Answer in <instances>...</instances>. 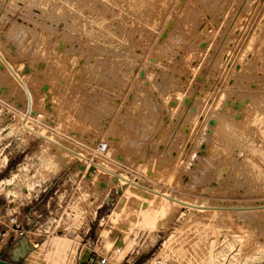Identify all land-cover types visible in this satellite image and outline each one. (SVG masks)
<instances>
[{"label": "rangeland", "instance_id": "374dc122", "mask_svg": "<svg viewBox=\"0 0 264 264\" xmlns=\"http://www.w3.org/2000/svg\"><path fill=\"white\" fill-rule=\"evenodd\" d=\"M0 17L33 126L188 200L264 203V0H0ZM24 101L0 67L3 258L31 206L43 214L20 264H76L85 249L108 264H186L205 238L228 264H264V212L211 216L121 193L18 129Z\"/></svg>", "mask_w": 264, "mask_h": 264}, {"label": "bare ground", "instance_id": "6f19581e", "mask_svg": "<svg viewBox=\"0 0 264 264\" xmlns=\"http://www.w3.org/2000/svg\"><path fill=\"white\" fill-rule=\"evenodd\" d=\"M8 2H10V1H8ZM7 2V3H8ZM26 2V1H25ZM37 4V3H36ZM39 4V3H38ZM18 6V5H17ZM17 6H14V7H17ZM36 6V5H35ZM4 7V6H3ZM62 7V6H61ZM11 8V7H10ZM13 8V7H12ZM6 9V8H5ZM14 9V8H13ZM56 9V8H55ZM8 11H10V10H8ZM16 12V11H15ZM4 14H5V12H4ZM16 14V13H15ZM3 17V16H2ZM1 18V17H0ZM6 18V17H5ZM1 21V20H0ZM4 23V22H3ZM8 23V22H7ZM6 23V24H7ZM66 23V22H65ZM64 23V24H65ZM1 24V23H0ZM5 24V25H6ZM77 24V23H76ZM8 25V24H7ZM3 26V25H2ZM1 29H3V28H1ZM6 31V30H5ZM0 34H5L6 35V33H0ZM2 35V36H3ZM20 37V33L19 32H17V33H15V36L13 37V39L16 41L17 40V37ZM44 37V36H43ZM5 38V37H4ZM19 40V39H18ZM19 46V45H18ZM23 46V45H22ZM32 46H33V44H32ZM39 46V45H38ZM44 47V46H43ZM36 49V48H35ZM23 50V49H22ZM37 51H39V50H37ZM25 52V51H24ZM0 53H1V55L3 56V58L4 59H6L7 60V62L9 63V65L11 66V68L14 70V72L16 73V75L18 76V77H20L21 78V80L23 81V83L25 84V86L27 87V89H28V92H29V95L31 96V106H30V110H29V113L28 114H25V111H26V108H27V96L25 95V92H24V90L22 89V87L19 85V83H17L16 82V80L14 79V77H12L6 70H3L4 71V75H6L8 78H10L12 81H13V83L16 85V87L17 88H19L21 91H22V93H23V96H25V103H24V105H23V108H22V110L20 111V113H19V119L17 120V127H18V129H20L23 133H26V135L28 134V135H30V136H32V137H34V138H36V139H39L40 141H42L45 145H46V147L48 148V147H50V148H53L55 151H59L61 154H62V156H65V157H68V158H70V159H72V160H75V161H79V162H82V163H84L85 165L84 166H86V167H92L93 169H97L98 170V172L100 171V172H102L103 174H106L107 176H109V178H111L112 180H115V182H117V186H120L119 188L120 189H122L123 188V190H121V193L123 192V191H127L128 189H133V191H136V189H138L139 191H141V192H143L145 195H149L151 198H153V197H156V198H159V199H161V200H163V201H165L166 203H168V205H170V206H174V207H176V208H186L187 210H189V211H196V212H194V213H198L199 212V214H201V213H205V214H208L209 212L211 213V214H215V213H217V214H229V213H232V212H264V208H258V209H247V210H245V211H239V210H231V209H228V210H221V209H214V208H207V207H225V208H228V206H236V207H247V206H264V203H262V204H247V205H233V204H228V205H223V204H211V203H209V204H207L206 202H204V201H199V202H197V201H195V200H188V199H186V198H184V197H182V196H180V195H178V194H175V193H173L172 191L170 192V191H167V190H163V189H161L160 187H157V186H155L154 184H147V183H144V182H142V181H140V180H138V179H135L134 177H130L129 175H127L126 173H124V172H121L120 170L118 171L117 169H113L112 167H110L109 165H107L106 163H104L102 160H99V159H94L93 157H91V156H88L86 153H84L83 151H80V150H78V149H75L74 147H71L70 145H68V144H66L65 142H63L62 140H60L58 137L56 138V136H54L53 134H51V133H49V132H46V131H44V130H42L41 128H39V127H35V126H33L32 125V123H31V121H30V119H32V117H33V109H34V96L32 95V92H31V90H30V88H29V85H28V80H27V78L26 77H24V75L22 74V72L19 70V68L17 69L15 66H14V63H12L11 62V60L10 59H8L7 57H6V55H5V53H4V49L1 47V45H0ZM39 53V52H38ZM43 53V52H42ZM12 83V82H11ZM36 115V114H35ZM24 119V125H22V120ZM38 133H41L42 135H44V136H46L47 138H49L50 140H52V141H54V142H56V143H58L57 145H55V144H53V143H51V142H49L47 139H45V138H43V137H41ZM29 137V136H28ZM44 145V146H45ZM60 145H62V146H64V147H66L67 149H69V150H71V151H73V153L72 152H70V151H68V150H65L64 148H62ZM58 152V153H59ZM57 153V152H56ZM59 153V154H60ZM51 154V153H50ZM54 155V154H53ZM53 155H52V158H54L53 157ZM56 157V156H55ZM51 158V157H50ZM6 159V156H4V158H2V160L5 162V161H7V160H5ZM66 159V158H65ZM52 160H57V159H52ZM67 161H68V159H66ZM58 162V161H57ZM7 163V162H6ZM69 163V162H68ZM97 164V166L96 165H94V164ZM114 182V183H115ZM122 187V188H121ZM135 188V189H134ZM148 189V190H147ZM149 190H154L155 192H158V193H160V194H163V195H165V196H167V197H172V198H175V199H178V200H181V201H183V202H185V203H187V204H194V205H198V206H201V207H204L203 209H195V208H188V207H185V206H183V205H180V204H178V203H176L175 201H173V200H169V199H167V198H165V197H162V196H160V195H158V194H156V193H154V192H150ZM129 191V190H128ZM133 191H131V193H133ZM138 192V191H137ZM140 192V193H141ZM123 193H125V192H123ZM128 193H130V191L128 192ZM127 193V194H128ZM125 195V194H124ZM128 197H129V195H127ZM148 196V197H149ZM209 213V214H210ZM204 214V215H205ZM210 214V215H211ZM203 215V216H204ZM202 216V215H201ZM212 216V215H211ZM225 216V215H224ZM179 217H181V215L179 216ZM182 217H183V215H182ZM205 217H206V215H205ZM210 217V216H209ZM207 218H208V216H207ZM180 219V218H179ZM181 220V219H180ZM105 229V228H104ZM104 229H103V233H104ZM175 230V229H174ZM105 232H106V229H105ZM175 232V231H174ZM173 232V233H174ZM102 233V232H101ZM102 233V234H103ZM170 235V234H169ZM103 236V235H102ZM26 237H27V235H26ZM172 237H173V235L171 234L169 237H168V239H167V241H170V245H169V248H172V246H173V243L172 242H175V239L173 238L172 239ZM1 238H2V236H0V242H1ZM107 238V237H106ZM172 239V240H171ZM206 239V244H207V246H208V252H206V253H204L203 255H200V256H194L193 258H192V260H190V261H188L186 264H228V261L227 260H225V257H226V253H227V251L226 250H223V251H221V252H213L212 251V246L213 245H215L217 242V240H215V239H213V238H205ZM205 239H201V240H203V242H205L204 240ZM197 241V240H196ZM106 243L108 244L109 243V240L108 241H106ZM164 243H166V241L164 242ZM229 243H231L230 241L229 242H222V244L223 245H229ZM28 244H29V242H28ZM30 246V245H29ZM205 246V245H204ZM206 247V246H205ZM204 247V248H205ZM30 248H31V246H30ZM202 248V247H201ZM206 250V249H205ZM204 250V251H205ZM83 253V252H82ZM81 253V254H82ZM45 254V253H44ZM195 254V253H194ZM197 255V254H196ZM53 262V261H52Z\"/></svg>", "mask_w": 264, "mask_h": 264}, {"label": "water", "instance_id": "95a60500", "mask_svg": "<svg viewBox=\"0 0 264 264\" xmlns=\"http://www.w3.org/2000/svg\"><path fill=\"white\" fill-rule=\"evenodd\" d=\"M0 67L1 69L3 70H6L12 77H14V79L16 80L17 83H19V85L22 87V89L24 90L25 92V95L27 96V108H26V111H25V114H28L29 113V110H30V106H31V96L29 95V92H28V89L27 87L25 86V84L23 83V81L21 80L20 77H18L16 75V73L14 72V70L11 68V66L9 65V63L7 62L6 59L3 58V56L1 55L0 53ZM22 125H24V119L22 120ZM41 137L47 139L49 142L57 145L58 143L50 140L49 138H47L46 136L42 135L41 133H38ZM62 148H64L65 150H68L70 152L73 153V151L67 149L66 147L60 145ZM94 165L97 166V164L95 163ZM148 190V189H147ZM150 192H154L162 197H165L169 200H173L175 201L176 203L180 204V205H183L185 207H188V208H195V209H203L204 207H201V206H198V205H194V204H187L181 200H178V199H175V198H170V197H167L163 194H160L158 192H155L154 190H149ZM118 193H120V190H118ZM108 200H112L111 197H108ZM208 209L209 208H214V209H221V210H228V209H231V210H239V211H245L247 209H258V208H264V206H247V207H234V206H228V208H225V207H207ZM29 251H30V246L28 244V239L26 237L25 234L22 235L21 238H19L17 240V246L15 247H11V252L10 254L8 255L7 258H3V255L0 254V264H20L19 262L24 259L28 254H29ZM83 253L79 255V258L77 260V263L76 264H96L94 262V259L93 257H91V254H90V251L89 249H85L82 251Z\"/></svg>", "mask_w": 264, "mask_h": 264}, {"label": "crops", "instance_id": "0c3cea01", "mask_svg": "<svg viewBox=\"0 0 264 264\" xmlns=\"http://www.w3.org/2000/svg\"><path fill=\"white\" fill-rule=\"evenodd\" d=\"M36 204V203H35ZM34 204V205H35ZM33 206V205H32ZM32 208L31 206H24L22 207V209L18 212V216H20V221L21 223H23L22 226V230L25 232V234L31 238V235L29 234L32 230V227H30V223L31 222H35L36 220L40 219L41 215L43 214V212H40V214H38L37 216L35 215V211H30ZM30 229V230H29ZM28 230V231H27ZM19 232H21V230H19ZM17 246V244L15 245V247ZM81 253V252H80ZM79 253V255H80ZM79 256L77 257L78 260ZM25 264V263H22Z\"/></svg>", "mask_w": 264, "mask_h": 264}, {"label": "built area", "instance_id": "2783aa9c", "mask_svg": "<svg viewBox=\"0 0 264 264\" xmlns=\"http://www.w3.org/2000/svg\"><path fill=\"white\" fill-rule=\"evenodd\" d=\"M1 212H2V209L0 208V218H1ZM15 218H12V221L13 222H15ZM18 225H16V227H17ZM23 234H25V232L22 230L20 233H19V236H18V238H14L13 240H14V242H11V247H14L16 244H17V240L19 239V238H21L22 237V235ZM26 235V234H25ZM2 236V235H1ZM90 254H91V257H93V259H94V262L96 263V264H108V260H107V257H105V256H102V255H100V254H96L95 252H93V251H91L90 250ZM4 258H7V256H4ZM126 263L127 264H132V263H129L128 261H126Z\"/></svg>", "mask_w": 264, "mask_h": 264}]
</instances>
